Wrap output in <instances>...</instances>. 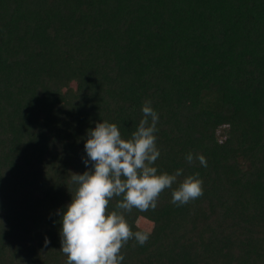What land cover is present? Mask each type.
<instances>
[{"label":"trees","instance_id":"obj_1","mask_svg":"<svg viewBox=\"0 0 264 264\" xmlns=\"http://www.w3.org/2000/svg\"><path fill=\"white\" fill-rule=\"evenodd\" d=\"M148 100L154 166L183 172L154 211L124 213L150 238L122 264H264V0H0V264H66L88 130L129 139ZM197 173L203 195L173 205Z\"/></svg>","mask_w":264,"mask_h":264},{"label":"clouds","instance_id":"obj_2","mask_svg":"<svg viewBox=\"0 0 264 264\" xmlns=\"http://www.w3.org/2000/svg\"><path fill=\"white\" fill-rule=\"evenodd\" d=\"M143 116L129 139H124L115 123H96L89 129L84 149L91 162L90 170L72 173L71 182L77 185L72 200L60 212V251L66 264H122L121 249L135 239L143 246L150 232H133L124 213L134 208L146 212L155 210L158 198L165 189H172L183 170L158 174L155 162L160 156L157 148L158 113L152 102L142 106ZM186 161L198 160L207 167L202 154L189 152ZM203 195V180L199 174L187 176L172 191L171 203L183 206ZM116 199L115 209L108 211L109 202ZM49 243L45 237V246Z\"/></svg>","mask_w":264,"mask_h":264},{"label":"rangeland","instance_id":"obj_3","mask_svg":"<svg viewBox=\"0 0 264 264\" xmlns=\"http://www.w3.org/2000/svg\"><path fill=\"white\" fill-rule=\"evenodd\" d=\"M223 135H224V128H222L220 133H219L220 137H222ZM137 224L140 227L144 228L145 230H150L152 227L151 222H149L148 220L141 218V217L137 220Z\"/></svg>","mask_w":264,"mask_h":264}]
</instances>
